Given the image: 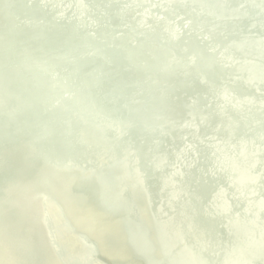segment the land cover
Masks as SVG:
<instances>
[{
    "label": "water",
    "instance_id": "95a60500",
    "mask_svg": "<svg viewBox=\"0 0 264 264\" xmlns=\"http://www.w3.org/2000/svg\"><path fill=\"white\" fill-rule=\"evenodd\" d=\"M185 109L183 122L170 117ZM261 111L264 0H0V173L17 178L0 194V264H172L157 194L165 170L185 178L180 165L206 149L217 184L242 175L241 162L260 168L247 170L243 189L230 187L245 200L242 225L264 245ZM182 128L197 131L195 143ZM178 137L175 166L167 157ZM53 145L65 152L37 165ZM184 241L208 252L202 233Z\"/></svg>",
    "mask_w": 264,
    "mask_h": 264
},
{
    "label": "bare ground",
    "instance_id": "6f19581e",
    "mask_svg": "<svg viewBox=\"0 0 264 264\" xmlns=\"http://www.w3.org/2000/svg\"><path fill=\"white\" fill-rule=\"evenodd\" d=\"M181 1L184 2L186 0ZM201 1H210L212 3L214 0ZM250 48L251 47H249V49ZM20 89L21 85L18 81L14 85V90L19 91ZM27 93H29V91ZM189 95H193V93L190 92ZM258 101L261 102V99ZM185 103L189 107L188 103ZM10 106L12 108L16 107V101L12 100ZM186 112L187 109L181 111L173 110L170 112V117L183 122ZM187 113L195 114L197 110L194 107H189ZM34 114L37 115L40 113L35 110ZM4 115L5 114L0 115L2 116L0 117V122H3ZM261 115L264 116V111H261ZM63 120L69 122L68 117H63ZM39 122L44 124L42 121ZM181 131L185 135H188V141L195 143V137L197 135L196 130L188 131L182 128ZM6 136V128H0V141H5ZM183 143L182 137L176 138L173 148L167 157L175 166L180 165L177 155L182 152ZM53 146V149H50L51 152L49 151L50 153L47 154V156L37 158V161H39L37 165L41 164L42 161L52 160L53 155L57 153L65 152L64 148H58L60 147L59 145ZM0 148L2 152L3 146ZM230 148V152H247L249 154L253 150L252 147L240 148L230 146ZM140 153H142V150ZM210 153L211 149H206L204 153L201 152L199 162L195 161L192 167L188 168L186 165H180L181 168H186L187 170V176L185 178H179L176 174H170L165 170V174L161 181L163 192L160 196L157 194V197H160L163 201V203L161 202L162 208L156 209L159 218H161L159 230L162 232V246L164 250L169 253L170 251L178 253V258L173 257L172 264H205L202 261L203 256H205L207 264H264V257L261 255V252L264 251V245L257 242L253 233L242 225L245 200L240 196V191L233 192V189L230 187V183H233L243 189L246 185L245 174L247 170L250 168L260 170V168L251 162H241L240 167L242 169V175L228 172L227 178L230 183L217 184L214 182L212 174L209 173L212 172V168L205 166L204 158ZM188 156H190V154H188ZM203 167L208 168L206 171L209 173L208 176H201V168ZM12 174L13 172L0 173V194L7 188L8 184L16 178ZM25 178L32 179L31 176L27 174ZM169 182L178 184L182 191L190 192V194L188 193L185 196L179 195L182 193L176 194L168 188ZM32 189L33 186H26L24 190L20 188L19 191H23L24 193L22 194H25ZM21 196L22 197H17V199H20V204L27 201L24 195ZM203 211L207 212V215H202ZM166 219L171 220L173 224L171 227L165 224L164 221ZM191 220H193V222ZM191 224L193 227H191ZM49 226H51V224ZM175 226L180 227L179 232H177ZM201 233L205 235L208 252L197 255L194 252V246L185 243L184 239L188 235L198 236ZM138 241L143 243L148 250L150 249L149 244H147L145 232H141L138 235ZM87 248L91 252L95 249L93 244H87ZM248 251L255 252L257 256L256 261H252L247 257ZM59 254L63 258H67L65 250H59ZM65 264H94V262L91 259L80 260L75 257H68L65 259ZM151 264H159V262L151 260Z\"/></svg>",
    "mask_w": 264,
    "mask_h": 264
}]
</instances>
